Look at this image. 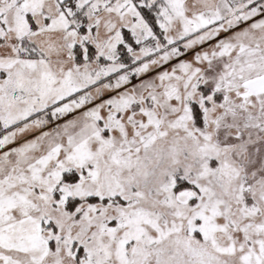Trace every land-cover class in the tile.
Returning a JSON list of instances; mask_svg holds the SVG:
<instances>
[{"label": "snow or ice", "instance_id": "snow-or-ice-1", "mask_svg": "<svg viewBox=\"0 0 264 264\" xmlns=\"http://www.w3.org/2000/svg\"><path fill=\"white\" fill-rule=\"evenodd\" d=\"M0 264H264V0H0Z\"/></svg>", "mask_w": 264, "mask_h": 264}]
</instances>
